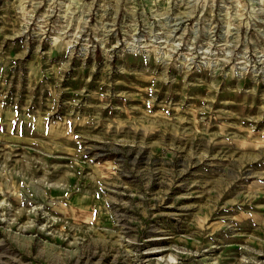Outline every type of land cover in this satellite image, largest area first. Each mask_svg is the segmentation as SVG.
Returning <instances> with one entry per match:
<instances>
[{
    "label": "rangeland",
    "instance_id": "rangeland-1",
    "mask_svg": "<svg viewBox=\"0 0 264 264\" xmlns=\"http://www.w3.org/2000/svg\"><path fill=\"white\" fill-rule=\"evenodd\" d=\"M0 264H264V0H0Z\"/></svg>",
    "mask_w": 264,
    "mask_h": 264
}]
</instances>
